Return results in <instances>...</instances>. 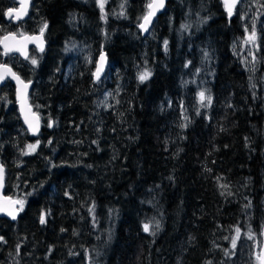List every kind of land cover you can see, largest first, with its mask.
<instances>
[{
	"label": "trees",
	"instance_id": "obj_1",
	"mask_svg": "<svg viewBox=\"0 0 264 264\" xmlns=\"http://www.w3.org/2000/svg\"><path fill=\"white\" fill-rule=\"evenodd\" d=\"M106 1L101 14L96 0H32L14 27L0 0V39L33 15L28 33L48 25L43 53L0 52L41 124L31 139L0 88L4 196L24 201L15 223L0 219V264H226L237 228L257 240L264 226V105L231 54L237 17L220 0H168L144 39L151 0ZM258 28L264 76V9Z\"/></svg>",
	"mask_w": 264,
	"mask_h": 264
},
{
	"label": "rangeland",
	"instance_id": "obj_2",
	"mask_svg": "<svg viewBox=\"0 0 264 264\" xmlns=\"http://www.w3.org/2000/svg\"><path fill=\"white\" fill-rule=\"evenodd\" d=\"M106 4L107 1L105 0L104 8L102 11L99 6V0H96V7L101 14H103ZM263 9L264 0H240V2L238 4H235V6L232 8L231 15H235L237 17V23L240 26V35L233 40V43L231 45V54L234 59L240 63V65L246 72L249 78V85L251 90H253V88L255 87L256 93L259 92V94L261 95L262 103L264 105V76L258 74L260 66V61L258 59V20L262 14ZM226 11L228 12L227 7ZM29 24H38L35 15H33V18L30 19ZM30 25H22L21 28H19V31L14 32V34L17 37H24L27 35L33 36V34L27 32V29ZM253 31H255L256 34L255 43L249 40V37L251 36ZM149 37H152V34ZM101 55H104L103 52L98 56V58ZM32 59H34V57H32L31 60ZM33 66H35V64H32L30 62V68H33ZM0 105H2V110L8 111L10 103L7 100L6 96L0 97ZM249 231L250 229L248 228L246 229L245 233L239 232L238 238L237 232L233 234L228 249L224 250L223 262H225L226 264H259L257 257L259 255L261 246V235L256 240L255 235L250 233ZM249 235H251L253 238L250 239ZM233 239L236 240L235 247H233L232 244Z\"/></svg>",
	"mask_w": 264,
	"mask_h": 264
},
{
	"label": "water",
	"instance_id": "obj_3",
	"mask_svg": "<svg viewBox=\"0 0 264 264\" xmlns=\"http://www.w3.org/2000/svg\"><path fill=\"white\" fill-rule=\"evenodd\" d=\"M15 3V5L17 6V8L20 7V0H11ZM168 0H164V7L161 9L156 10L155 15L151 18V23L150 25H148V31L145 32L143 29H141L140 27L138 28L142 38H147L152 30V27L155 23V21L162 16V14L164 13L165 9H166V5H167ZM220 2L222 4L225 5L224 0H220ZM240 2V0H237V2L235 4H238ZM31 4H32V0H30V4L28 6V10H27V14L23 15L19 20H17L15 18V14H13L12 17H9L7 14L5 16V21L7 23L12 22L14 26H17L20 23H24L29 15L30 9H31ZM150 11V9L148 8L147 10V14ZM141 23H143V20L141 21ZM140 23V24H141ZM8 36V35H7ZM40 35H33V36H24V37H17L15 35L14 39H9L8 41H6V43L8 44L9 48H12L13 50L8 51V54L5 55V47L4 44H0V51L2 53V57L3 59L7 58V57H17L22 61H27L29 59V55H30V50H35L38 51L40 53H43L45 51L46 48V44L44 41V38L42 37V41H43V51L40 50V41L37 40H29L27 39V37H38ZM4 38V37H3ZM2 38V39H3ZM19 47L21 50L20 51H16L15 48ZM101 57H104L103 61H101ZM102 63L103 64V70L100 72L99 74V79H97L95 73H96V69H97V65ZM106 58L104 55H101L96 63L95 66V71H94V76H93V83L94 85H97L103 78L105 71H106ZM1 66H5V65H1ZM7 68L11 69L10 67L7 66ZM11 72L14 73L11 69ZM0 73H3L4 75V79L2 81H0V88L3 87L6 82H9L13 87H14V97H15V103H16V108H17V112H18V116L20 119L21 124L23 125L24 129L26 130V132L28 133L29 137L33 140L37 139L40 133V120L39 118L33 113L32 108L29 105V94L31 92L32 89V85L30 83H24L27 84L28 87L27 89H24L23 84L19 83L16 79H14L10 73H7L2 67H0ZM17 76V75H16ZM20 78V77H19ZM21 80V79H20ZM22 81V80H21ZM23 109V111H22ZM30 109V111H29ZM27 113L29 121H31L33 127H29V123H27L25 121V114ZM33 128H36V131H33ZM0 165H1V161H0ZM4 182H5V171H4V181H3V185L2 187H0V205H3V207L7 210L13 211L16 218L13 219L11 215L8 214V211H0V219H5L8 220L11 223H15L20 215V210H19V205L18 204H12L11 201H17L14 199H8L7 197L4 196ZM264 253V226L262 227V231H261V247H260V251L259 254Z\"/></svg>",
	"mask_w": 264,
	"mask_h": 264
},
{
	"label": "snow or ice",
	"instance_id": "obj_4",
	"mask_svg": "<svg viewBox=\"0 0 264 264\" xmlns=\"http://www.w3.org/2000/svg\"><path fill=\"white\" fill-rule=\"evenodd\" d=\"M126 2V0H125ZM237 2V0H224V3H225V6L228 8V12H229V15L232 14V8L235 6V3ZM104 3H105V0H99V6L101 8V10L103 11V8H104ZM30 4V0H20V7L19 8H9L7 10V15L9 17H12L13 14H15V18L17 20H19L23 15H26L27 14V10H28V6ZM121 7L123 8L124 5L122 4ZM147 7L150 9V11L148 12L147 15H145L144 17H142V20H143V23L139 24V27L141 29H143L145 32L148 31V25H150L151 23V18L155 15V12L156 10L158 9H161L164 7V0H151V2L147 5ZM123 14V13H121ZM48 27L47 23L45 22L43 27L40 29V36L38 37H27V39L29 40H37V41H40V50L43 51V41H42V37H43V33H44V30ZM183 27H187V25H184ZM254 27V26H253ZM15 38V34L14 33H11L9 34L8 36H5L3 39H0V44H4V47H5V55L8 54V51H11L13 50L12 48H9L8 44L6 43V41H8L9 39H14ZM249 40L253 43H255V40H256V34H255V31H253V33L251 34V36L249 37ZM165 43V47L167 46V41L164 42ZM16 51H20L21 49L19 47L15 48ZM104 57H101V61H103ZM31 63L32 64H36L37 63V60L36 59H32L31 60ZM2 67L7 73H10L11 76L16 79L19 83L23 84V87L24 89H27L28 85L27 84H24L23 81L20 80V78L18 76H16L15 73H12L11 72V69L7 68V66H0ZM103 70V64L100 63L97 65V69H96V77L97 79H99V74L100 72ZM151 75V72L150 71H144L142 72L140 75H139V79L141 81H144L146 79H148ZM4 79V75L3 73H0V81H2ZM200 98H201V102L203 104V106L207 107V106H210L211 104V96H205V93L204 92H201L200 94ZM207 101V104H204L203 102L204 101ZM23 111V109H22ZM30 111V109H29ZM25 121L27 123H29V127H33L31 121H29V118H28V115L27 113L25 114ZM52 125L49 124V127H51ZM182 126H185L186 125H182ZM37 129L36 128H33V131H36ZM49 143H51V141H49ZM39 144V141H37L36 144H30L28 145V149L30 151H35L36 147L38 146ZM25 154H28V153H25ZM3 181H4V167L3 165H0V187H2L3 185ZM221 187H226V185H221ZM10 200V198H8ZM12 204H18L19 205V210H22L23 209V205H24V201L23 200H17V201H11ZM0 211H8V214L12 216L13 219L16 218L15 214L13 211H10V210H7L3 207V205H0ZM40 222L43 224L46 222L45 220V217L42 215L41 218H40ZM157 228H159V222H157ZM144 231L148 232L150 230V224H144ZM237 232V238L239 237V232H240V229L237 228L236 230ZM155 233H153L154 235ZM249 238H253L251 235H249ZM3 240V237H0V241ZM232 244H233V247H235L236 245V240L233 239L232 241ZM227 255V253H226ZM258 261H259V264H264V253H261L258 255L257 257Z\"/></svg>",
	"mask_w": 264,
	"mask_h": 264
},
{
	"label": "flooded vegetation",
	"instance_id": "obj_5",
	"mask_svg": "<svg viewBox=\"0 0 264 264\" xmlns=\"http://www.w3.org/2000/svg\"><path fill=\"white\" fill-rule=\"evenodd\" d=\"M16 8H17V6H16ZM6 14H7V12H6ZM6 14H5V16H6ZM7 23V22H6ZM10 24H12L13 25V23L12 22H10ZM21 24V23H20ZM20 24H18V25H20ZM14 26V25H13ZM14 27H16V26H14Z\"/></svg>",
	"mask_w": 264,
	"mask_h": 264
},
{
	"label": "bare ground",
	"instance_id": "obj_6",
	"mask_svg": "<svg viewBox=\"0 0 264 264\" xmlns=\"http://www.w3.org/2000/svg\"><path fill=\"white\" fill-rule=\"evenodd\" d=\"M231 28V27H230Z\"/></svg>",
	"mask_w": 264,
	"mask_h": 264
}]
</instances>
